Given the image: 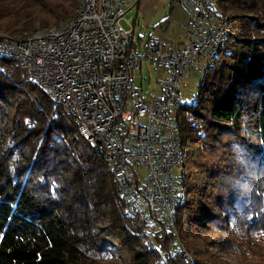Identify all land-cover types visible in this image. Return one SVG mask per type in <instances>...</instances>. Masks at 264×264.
<instances>
[{"label": "trees", "instance_id": "16d2710c", "mask_svg": "<svg viewBox=\"0 0 264 264\" xmlns=\"http://www.w3.org/2000/svg\"><path fill=\"white\" fill-rule=\"evenodd\" d=\"M78 3L0 0V30L17 35L67 22ZM215 3L228 16L225 46L204 69L195 100L176 111L183 192L175 230L193 254L208 232L235 250L264 233V0ZM112 178L74 119L0 56V264H99L87 254L100 247L130 264H198L168 244L174 232L153 233L170 248L166 260L149 247Z\"/></svg>", "mask_w": 264, "mask_h": 264}, {"label": "built area", "instance_id": "2783aa9c", "mask_svg": "<svg viewBox=\"0 0 264 264\" xmlns=\"http://www.w3.org/2000/svg\"><path fill=\"white\" fill-rule=\"evenodd\" d=\"M170 4L188 18L185 42L177 47L153 34L143 46L141 39L135 42L133 30L120 21L128 10L123 0H79L67 22L17 36L0 34V56L14 59L74 119L78 133L110 169L123 212L149 242L154 231H176L183 192L176 111L196 98L183 100L179 85L190 68L203 73L228 33V16L218 12L215 0ZM144 61L165 69L157 92L146 96Z\"/></svg>", "mask_w": 264, "mask_h": 264}, {"label": "rangeland", "instance_id": "374dc122", "mask_svg": "<svg viewBox=\"0 0 264 264\" xmlns=\"http://www.w3.org/2000/svg\"><path fill=\"white\" fill-rule=\"evenodd\" d=\"M170 3L171 0H123V5L128 10L120 20L121 24L126 30H133L135 42L138 43L141 39L142 46L150 34H153L157 38L159 37L167 44H173L175 47L180 46L185 42L186 33L182 29V26L186 19V13H184L181 7L176 5L172 6ZM227 14L230 13L227 12ZM250 15L255 16V14ZM258 15L264 20V9ZM166 18L169 22L168 25H164ZM3 33L10 34L3 29L2 31L0 30V34ZM141 76L143 77L141 90L145 96L154 94L157 92V80L165 77V69L154 68L144 61ZM202 76L203 74L199 70L190 68L187 71L184 80L179 85L183 100L188 99L189 96L195 95L198 92L197 86ZM136 84L138 86L139 81ZM178 171L179 168L175 169V173H178ZM174 234L168 240V244L172 245L175 243L180 247V258L185 259L186 263H191L193 260H196L198 264H264V233L259 240L251 239L250 242H243L239 250L227 246L228 250L224 247H218L213 242V234L208 232L195 241L198 245V252H195V254L188 250L183 237L181 235L178 236L177 230ZM227 235L224 236L229 237ZM151 240L152 242H149V238L147 237V245L149 247L153 245L157 246V250H159L161 257L164 256V260L167 259V256H171L172 253L169 252L170 248L168 249L166 246V249H162L153 236ZM98 243L97 241L93 247L97 248V246H100ZM105 249V247H100V250L96 249L88 253L87 256L91 260L98 261L99 264H130L126 255L121 254L117 249L111 250L110 248V251ZM92 250H88L87 252Z\"/></svg>", "mask_w": 264, "mask_h": 264}, {"label": "crops", "instance_id": "0c3cea01", "mask_svg": "<svg viewBox=\"0 0 264 264\" xmlns=\"http://www.w3.org/2000/svg\"><path fill=\"white\" fill-rule=\"evenodd\" d=\"M171 5V4H170ZM173 6V5H172ZM184 13H185V11H184ZM185 21H184V24H183V26H182V29L184 30V27H185V24H186V22H187V20H188V18H187V16L185 15ZM169 24V22L167 23V25ZM184 32H185V30H184ZM186 33V32H185ZM186 36V35H185ZM185 40V39H184Z\"/></svg>", "mask_w": 264, "mask_h": 264}]
</instances>
